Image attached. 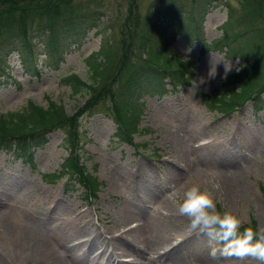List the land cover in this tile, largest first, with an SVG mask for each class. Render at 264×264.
I'll return each instance as SVG.
<instances>
[{
  "label": "rangeland",
  "instance_id": "rangeland-1",
  "mask_svg": "<svg viewBox=\"0 0 264 264\" xmlns=\"http://www.w3.org/2000/svg\"><path fill=\"white\" fill-rule=\"evenodd\" d=\"M154 1H62L57 6L61 13L84 14L96 25L76 44L62 48L65 52L56 68L48 65L43 54L45 41L40 32L36 35L35 29L29 32L30 59L25 58L35 61V69L26 71L15 51L0 54V112L19 110L28 100L42 106L49 100L58 103L68 116L77 118L80 160L100 182L95 196L84 198L81 186L75 181L66 182V176L59 177L60 164L66 155L64 138L68 120L62 124L65 128L55 125V129L46 133L44 143L32 147L33 165L0 150L3 264H44L31 248L30 240L35 236L46 244L47 250H53L54 257L59 255L62 264H87L90 256L84 254L86 246L71 251L74 242L86 239L91 231L99 232V237L101 231L114 234V239L124 234L122 221H128V227L132 228L145 219L160 236L169 237V245L164 248H176V254L182 255L187 264H216L209 255L207 238L188 231L187 221L176 213L169 195L173 187L182 189L193 182L208 188L218 183L220 188L214 191L218 207L230 208L245 223L254 222V227L264 224V91L258 95L261 101L258 108L247 100L238 108L221 113L204 104L211 95L224 90L227 75L243 66L244 60L227 56L224 47L203 48L204 42L210 45L220 39L221 33L243 27V23L232 30L226 26L225 2L233 8V16H239L243 13L239 0H179L180 11L172 18L153 11L155 7L150 10ZM260 5L264 20V0ZM43 12L39 11L34 20L43 23L46 17ZM148 12L156 25L151 29L153 40L169 42L166 49L174 53L173 59L188 63L185 76L189 79L175 88L168 84L167 90L160 94L138 90L140 94L135 100L138 129L133 133V141L138 145L134 146L113 141V113L105 91L92 97L86 88L73 92L64 78L72 72L88 81L87 56L91 53L92 57L107 39L109 46L104 47L109 55L107 74L117 82L112 88L114 92L123 77L122 69L128 70L136 62L131 58L124 65L119 62L122 54L119 31L129 33L135 48L141 31L150 24ZM189 12L193 23L187 20ZM14 25L13 16L0 14V39L8 32L15 35ZM242 38L237 39L240 42ZM123 94L130 92L123 90ZM183 150L191 163L201 159L208 163L210 181L199 173L203 169L177 172L175 167L180 168L177 151ZM128 211L132 215L126 218ZM126 240L127 249L137 248ZM106 249L104 244V254ZM147 251L140 253L142 262L165 264L155 253L147 261ZM132 253L133 256L118 252L116 262L128 263L137 254L133 250ZM99 261H102L100 254L92 264Z\"/></svg>",
  "mask_w": 264,
  "mask_h": 264
},
{
  "label": "trees",
  "instance_id": "trees-1",
  "mask_svg": "<svg viewBox=\"0 0 264 264\" xmlns=\"http://www.w3.org/2000/svg\"><path fill=\"white\" fill-rule=\"evenodd\" d=\"M62 1L67 2L68 0H0V14L13 16L16 22V26L14 25L16 34L8 32L7 36L0 39V54L5 56L10 51H15L20 55L26 71L35 69V61L25 60L32 53L29 45V32L35 29L36 35H39L40 32L43 40L46 39L43 44V54L47 58L48 65L56 68L62 61L65 52L62 51V48L68 47L70 43L76 44L83 38L82 35L85 32L96 25L94 20H88L84 14L71 16L70 13H61L63 11L59 10L57 6ZM260 1L239 0V7L243 11L239 16H233V8L225 2L227 8L226 26L232 30L243 23V27L227 34L222 33L220 39L213 41L210 45L203 43V48L207 49L212 46V48L221 49L224 47V54L227 56H236L244 60L243 66L237 72L225 78L224 90L204 100L210 108L227 112L241 106L247 99L252 101L255 108H258L261 103L258 95L264 91V20ZM180 3L179 0H155L151 4L150 10L155 7L153 11H161L164 16L172 18L175 16L174 13L180 11L182 5ZM130 10V6H128V11ZM39 11H45L43 13L46 17L43 23L34 20ZM146 16L149 18L150 24L141 31L135 48L129 33H124L121 29L119 31V42L122 45L119 62L124 65L130 58L136 62L129 66L128 70L127 68L124 71L122 69L123 77L114 92L112 88L117 82L115 78L109 79L107 74L109 55L107 48H104L109 46L107 39L99 45V47H103L98 48L92 57L91 53L87 56L89 60L88 81L72 74V72L66 74L64 78L73 92L86 88L89 97H92L105 91L110 101L113 113L111 116L115 125L112 136L118 142L133 143L132 134L138 129L136 124L138 118L136 109L138 107L135 105L136 96L140 94L138 90L143 88L158 91L163 89L165 79L174 86L185 84L189 79L185 76L189 71L186 66L188 63L182 59H180L182 62L173 59L174 53H170L169 49H166L169 42L167 43L163 39H161L162 42L153 40L151 29L156 25L151 12H148ZM186 17L189 23L195 21L191 12ZM241 37L243 38L239 42L237 38ZM32 57L31 60L34 58ZM123 90H127L130 94L124 95ZM76 119L68 116L63 107L53 100H49L45 106L28 100L19 110L0 112V148L7 149L11 147V144H14L16 154L30 160V145L43 143L45 132L55 129L56 126L65 128L62 124L68 120L64 138L66 140V144H64L66 155L60 164V175L66 174L67 179L72 178L75 183L81 186L85 197L94 196L100 182L87 171L80 160L77 151L79 136ZM248 225L254 226V222L245 224V226Z\"/></svg>",
  "mask_w": 264,
  "mask_h": 264
},
{
  "label": "clouds",
  "instance_id": "clouds-1",
  "mask_svg": "<svg viewBox=\"0 0 264 264\" xmlns=\"http://www.w3.org/2000/svg\"><path fill=\"white\" fill-rule=\"evenodd\" d=\"M211 188L193 182L182 189L173 187L170 198L176 213L187 221V229L207 238L209 255L216 264H264V224L245 226L230 208L218 207Z\"/></svg>",
  "mask_w": 264,
  "mask_h": 264
},
{
  "label": "bare ground",
  "instance_id": "bare-ground-1",
  "mask_svg": "<svg viewBox=\"0 0 264 264\" xmlns=\"http://www.w3.org/2000/svg\"><path fill=\"white\" fill-rule=\"evenodd\" d=\"M177 155L179 156L178 159L180 161L178 163L180 168H178V166L175 167L178 169L177 172H179L180 170H183V171L185 170V172L186 171L189 172L192 169V173H194L193 170L203 169L199 173L201 175L203 174L205 176V178L207 177L206 179L210 181L211 177L207 176V174H209V166L205 160L201 159L198 161V163L193 164L190 162L189 157L186 154L185 150L181 151L180 153L177 151ZM130 215H132V213L128 211L126 218H128V216H130ZM138 215L139 214L134 215L135 217H137L136 219H138V217H139ZM127 222L128 221H122L121 222L122 223L121 227L125 228L123 230L124 234L120 233L114 239L112 238L109 241L103 242L99 237V232L97 234L96 232L91 231V232L87 233L88 237L86 239H82V240H78L77 242H74L71 245L70 250L71 251L73 249L78 250V249H80V246L81 247L86 246L84 254H87L90 256L89 257L90 259H89L87 264H92L93 262H95V259L98 258L99 254H100L102 261H100L98 264H148V263H146V262L144 263L140 260V253L142 250H145V251L148 250L147 254L149 257L155 253L156 258H158V260L162 259L160 261H165V264H187L186 261H184V259L182 258V255L176 254V248H173V247H168L167 249L164 248L166 245H169V242H170L169 237L168 236H166V237L160 236L158 234L157 230H155V227L150 225V223L148 224V220L145 219V220L139 222L138 224H136L132 228L128 227ZM115 224H117V223L115 222ZM145 230H146V232H145ZM126 239H128L133 244H135V246L137 248H133V247L129 246V249H127L126 245L129 243ZM40 241L38 240V237L35 236V237L31 238L30 243H31L32 250L34 252H36L37 254H39L41 256V258L43 259V263L44 264H62V262L60 261L59 255L58 256L55 255L56 257H54L53 250L50 248H49V250H47L48 248H47L46 244L44 242H40ZM107 242L112 243V246H114V252L117 254V256H118V252L126 253L127 255L129 253L130 255L133 256L132 250L137 252V254H136L135 258L131 257V259L128 260L129 261L128 263H122L121 261L116 262V259L111 256L112 255L111 252L108 253L107 255L104 254L105 250H104V246H102V244H106ZM123 244L125 245V247L123 246ZM115 248L118 251H115ZM98 249L99 250L101 249L99 253H97ZM138 250H139V252H138ZM149 260H151V259L148 258L147 261H149ZM0 264H3L1 262V260H0ZM149 264H153V262L151 263V261H150Z\"/></svg>",
  "mask_w": 264,
  "mask_h": 264
}]
</instances>
